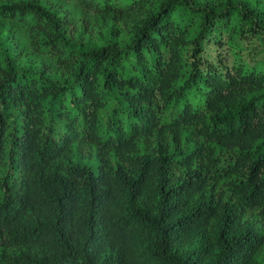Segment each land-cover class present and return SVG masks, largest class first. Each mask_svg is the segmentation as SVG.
<instances>
[{"label":"trees","instance_id":"obj_1","mask_svg":"<svg viewBox=\"0 0 264 264\" xmlns=\"http://www.w3.org/2000/svg\"><path fill=\"white\" fill-rule=\"evenodd\" d=\"M3 30L0 264H264V46L230 42L264 0H0Z\"/></svg>","mask_w":264,"mask_h":264},{"label":"rangeland","instance_id":"obj_2","mask_svg":"<svg viewBox=\"0 0 264 264\" xmlns=\"http://www.w3.org/2000/svg\"><path fill=\"white\" fill-rule=\"evenodd\" d=\"M39 1L47 5L53 2H58L60 0ZM69 6H72L73 11L75 12L76 17L78 18L81 14L79 8L73 4H69ZM13 24L15 25V28L22 33V29H24L23 26H21L17 22H13ZM6 34L7 33L4 30L0 32V44H2L4 47H7L9 44V42L5 38ZM109 38H111L109 27H104L103 29H96L95 27H92L91 30L90 27H86L84 29L83 26H79L78 31L75 33V35H73V37L70 34L65 33L63 43L70 50L84 52L92 48H98L100 45L104 44ZM230 42L234 49L240 52V56L244 58L248 64L255 65L261 60V57L263 55L261 47L264 46V34L260 36H255L247 32L245 35L242 36H233ZM22 43L25 47L28 48L25 40H23ZM232 49L233 48L228 47L227 43H224L222 46L219 47L214 45L213 43H209L204 47L202 57H204L207 61L213 62L219 56L220 58H226L227 64H231V62H233ZM35 59L37 58L33 59V55H31L29 58H25L22 68L33 70L36 69L37 66L33 61ZM229 155L230 154L228 152H222V161H225Z\"/></svg>","mask_w":264,"mask_h":264}]
</instances>
